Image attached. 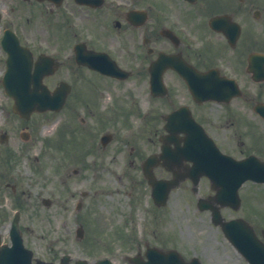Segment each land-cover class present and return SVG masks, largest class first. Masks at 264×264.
I'll list each match as a JSON object with an SVG mask.
<instances>
[{"label": "rangeland", "instance_id": "374dc122", "mask_svg": "<svg viewBox=\"0 0 264 264\" xmlns=\"http://www.w3.org/2000/svg\"><path fill=\"white\" fill-rule=\"evenodd\" d=\"M0 66L3 68L4 65ZM67 79L72 81V75H57L51 80V84ZM112 87V92H106L109 96L104 95L103 104L98 91L90 89L94 94L89 100L93 99L98 105L101 103L98 108L93 107L98 109L94 114L89 113V108L85 105L76 103L73 96L69 100L68 108L61 113L37 114L29 122H25L8 114L7 111L11 112V101L5 96L0 85V132L4 128L10 130L12 138L8 148L12 151L13 158L15 157L13 170L4 180H1L0 176V220L11 217L17 210L22 211L21 225L28 228L27 231L24 230L26 245L36 251L38 256L45 254L53 257L55 252H70L96 259L104 257L103 254L109 252L107 250L116 254L127 252L133 255L138 251V247L143 253L146 250L145 243L149 242L150 245L157 243L176 248L186 259L198 257L203 264H248L236 253L221 229L213 225L209 213L199 212L196 195L187 184L172 193L166 214L162 213L169 219L166 221L164 218L162 225L169 235L164 238L166 241L162 239L164 230L159 228L160 223L154 217V213L158 211L153 210L152 213L146 210L151 209V198L148 188L141 183L140 169L130 165L126 147L120 154L115 150L117 144L123 146V141L127 139L135 140L132 142L138 146L134 156L137 159L140 153L146 155L158 149L155 142L148 141L147 122L146 126H143L146 131L141 134L143 128H135L139 117L128 118L131 113L126 107V104L131 103L129 96L138 104L140 102L141 109L148 105L146 86L142 87L137 79L132 78ZM87 91L82 89L81 94L88 98ZM114 106L116 108L113 110ZM160 112L166 113L167 110L162 106L157 113ZM71 117L74 122L68 123L67 126ZM83 118L85 122L81 121ZM153 123L155 120H148L149 127ZM26 126L31 135L29 141H23L20 137ZM129 126L133 129L128 130ZM159 126H162V122ZM104 130H112L117 135V142L112 144L109 150L98 153L88 150L80 153L90 146L91 142L99 149L98 137ZM133 144H128L127 147ZM4 150L6 148L0 153V169L3 173ZM14 184L18 190L15 195L11 190V185ZM246 190L245 187L242 191L245 196ZM80 191H89V194L83 199L84 206L77 214L74 212V201L82 198ZM207 193L208 182L203 181L199 194ZM248 195H254L262 202L257 204L264 212V192L249 186ZM42 198L51 199L52 206L45 207L41 202ZM18 199L21 202L19 206ZM252 207V204L245 202L238 215L251 216ZM91 214L92 217L89 216ZM77 215L79 217H76ZM224 215L230 218L232 213L225 211ZM131 217L135 223L134 229L133 225L127 223ZM253 221L258 226L263 225L258 219ZM79 223L89 227V233H86L83 242H79L75 237ZM142 228L147 229L144 239L141 235ZM154 228L158 229L156 237L153 234ZM129 230H132V235H129ZM127 237H136L139 240L142 238V245L135 246L136 243L133 242L134 247L131 248L123 241ZM118 258L116 264L125 263Z\"/></svg>", "mask_w": 264, "mask_h": 264}, {"label": "flooded vegetation", "instance_id": "af4514ba", "mask_svg": "<svg viewBox=\"0 0 264 264\" xmlns=\"http://www.w3.org/2000/svg\"><path fill=\"white\" fill-rule=\"evenodd\" d=\"M3 3L10 16L9 27L23 44L26 41L47 48L63 46L73 53L80 44L109 54L114 48L116 54L110 55L118 62L134 63L140 71L156 56V50L169 53L170 71L166 75L172 109L182 102L194 104L188 85L174 68L176 65L191 68L195 75L236 77L243 94L221 105L230 107L218 112V116H225L219 120L221 123H228L229 117L234 127L218 128V124L213 128L205 116L202 125L211 127L212 131L206 128L216 141L220 140L224 152L238 159L256 156L264 163V118L258 112V108L264 107V0H3ZM143 10L148 11L151 23L135 27L129 20L136 21L134 16L142 15ZM164 26L167 29L160 30ZM166 30L170 31V38L163 36ZM143 32L154 35L145 57ZM209 105L204 103L202 107L213 110ZM242 109H248V120L238 119L244 114L239 112ZM199 111L200 108L194 110L195 115ZM225 133L230 134L227 141L223 139Z\"/></svg>", "mask_w": 264, "mask_h": 264}, {"label": "water", "instance_id": "95a60500", "mask_svg": "<svg viewBox=\"0 0 264 264\" xmlns=\"http://www.w3.org/2000/svg\"><path fill=\"white\" fill-rule=\"evenodd\" d=\"M9 51V59H8V73L4 79V86L6 88V92L13 97L16 100V107L15 109L18 110L19 112H25L28 110H34V109H42V108H37L34 107L32 109H30V107L35 103V105L37 104H43L42 100H47V97L51 98L50 93L46 90V88H44L43 85H41V79L44 75H40L42 73L38 72V75H31L29 74V69H30V65L28 64V61H23V60H19V58H21L22 55V50L20 49V47L18 46V43H16V46L11 47L8 49ZM40 80V83H39ZM34 82V88L31 89L29 86V82ZM39 83V84H38ZM43 89V90H42ZM40 90L44 91V93H40ZM64 90H58L56 91V93L54 94V98L53 100L56 99H61L62 92ZM65 92V91H64ZM24 99V100H23ZM23 100V101H22ZM191 143V141H190ZM193 147V144H188L187 147V151H191ZM186 150V149H185ZM169 152L166 151V154H164V158L167 157V153ZM185 152V151H182ZM197 161V163L195 164L194 170H198L203 172V169L206 167L202 161L200 160H194ZM209 177L212 178L214 185L217 186H223L224 184L222 183V181L226 182V186L224 189H220L219 190V195L216 197V199L218 201H220L221 199H223L222 194L225 196L224 198L229 197V195L232 194L231 197H229L227 200H233L234 199V195L233 192L235 191V185L231 184V176H233V174H228L225 175V177L227 178H223L220 175V179L222 181L219 180V177L216 176L215 174H213V171L211 172V169H208L207 173H206ZM147 175H149L147 173ZM236 175V177L234 178V176ZM232 179L234 181L236 180H241V182L246 179L249 178L250 175H243L241 172H239L238 174H235ZM238 175V177H237ZM243 176V177H241ZM244 178V179H243ZM153 183V186L156 188L154 190V192L156 193L161 187L160 185H158V183H156L155 181H151ZM157 186V187H156ZM232 186L231 190L229 189ZM242 223H230L228 225H224V230L225 233L227 235V237L233 241V242H237L238 240H240L239 237H241L244 233H242ZM244 225V224H243ZM250 239V238H249ZM249 242L252 244L248 245V249L249 251H247V248H242V252H244L246 254V256L251 260L252 264H264V252L261 250L262 247H260L258 244L255 243L253 237L249 240ZM243 247V246H242Z\"/></svg>", "mask_w": 264, "mask_h": 264}]
</instances>
